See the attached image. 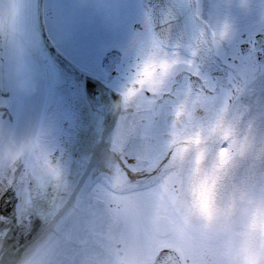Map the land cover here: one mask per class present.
Instances as JSON below:
<instances>
[{
    "label": "clouds",
    "instance_id": "9594fccd",
    "mask_svg": "<svg viewBox=\"0 0 264 264\" xmlns=\"http://www.w3.org/2000/svg\"><path fill=\"white\" fill-rule=\"evenodd\" d=\"M25 2L0 0V85L31 96L36 77L28 57L37 41L23 26ZM223 2L242 11L258 5L264 26V0ZM75 3H95L109 22L106 0ZM204 3L165 0L137 48L121 107L129 114L151 108L155 131L134 132L111 150L100 187L89 190L100 225L69 234L50 220L13 264H264V90L249 84L236 91L227 79L214 87L195 82L197 68L206 70L235 36L231 17L207 15ZM45 148L40 131L18 137L0 126V180ZM117 156L137 172L151 170L152 187L167 184L168 192L149 209L133 210L141 189L128 182Z\"/></svg>",
    "mask_w": 264,
    "mask_h": 264
},
{
    "label": "snow or ice",
    "instance_id": "6c2138e0",
    "mask_svg": "<svg viewBox=\"0 0 264 264\" xmlns=\"http://www.w3.org/2000/svg\"><path fill=\"white\" fill-rule=\"evenodd\" d=\"M242 41L248 44V60L254 61L257 53L264 55V31L242 38ZM241 55L239 51L231 54L220 52L206 70L197 68V75L193 79L198 85L214 87L217 80L221 79L213 78L206 73L216 68L229 73L227 80L230 85L234 86V90L241 91L249 85V78L237 67ZM182 112L183 108L177 115ZM154 131L151 108L145 107L135 114L123 112L111 141L113 155L120 139L134 132L147 137ZM115 158L128 177V182L141 189L131 198L130 206L133 210L149 209L157 196L168 192L167 184L162 185L159 190L152 187L151 170L137 172L134 165L129 166L128 157H124L122 161L118 156ZM5 183L9 186H18L19 222L25 223L29 228L32 226L33 217H39L41 231L48 227L50 220L55 221L58 231H66L69 234H78L82 225L89 230H95L100 225L98 212L89 197V190L93 184L97 189L100 187L98 180L88 178L77 182L69 179L61 155L52 147L41 149L34 162L18 164L9 169L5 173V178L0 180V184ZM0 235H6V232H0Z\"/></svg>",
    "mask_w": 264,
    "mask_h": 264
},
{
    "label": "flooded vegetation",
    "instance_id": "af4514ba",
    "mask_svg": "<svg viewBox=\"0 0 264 264\" xmlns=\"http://www.w3.org/2000/svg\"><path fill=\"white\" fill-rule=\"evenodd\" d=\"M130 1L118 0L113 10L108 11L105 9L109 17L107 24L102 22L100 16H97L96 19L88 15L84 16L83 9L85 8L78 7L75 0H60L59 2L63 14L69 13L72 15L69 18L74 20L72 23L67 22L75 25L76 28L75 47L82 53L97 54L99 56L95 61V65L104 72L107 83L128 82L137 48L149 35V19L142 7V0ZM217 1L218 4L221 3L222 5L221 9H223L222 14L224 16L228 13L237 12L228 10V7L225 9L226 6L223 0ZM58 12L61 13L60 10ZM233 16V22H237L236 18L241 17L240 14L237 16L233 14ZM46 17L48 20L54 18L52 9L47 11ZM243 36L245 37V35ZM245 49L248 51V46ZM112 52L115 56L110 59L106 68H104L103 59ZM261 56L257 53L255 60L251 63L258 61ZM256 66L264 67L258 65V63ZM108 69H111L113 74H110L107 71ZM109 77L112 80L108 82ZM17 193L18 186H9L6 183L0 184V232H6V235H0V258L3 259L4 264H12L17 254L29 245L41 229L39 217H33L31 228L25 223L19 222L20 200Z\"/></svg>",
    "mask_w": 264,
    "mask_h": 264
},
{
    "label": "water",
    "instance_id": "95a60500",
    "mask_svg": "<svg viewBox=\"0 0 264 264\" xmlns=\"http://www.w3.org/2000/svg\"><path fill=\"white\" fill-rule=\"evenodd\" d=\"M143 7L154 21L163 9L165 0H142ZM37 0H26L23 13L25 30L36 38V47L29 54L28 61L36 77V91L31 96L16 93L10 85H0V126L6 127L16 136L31 135L40 131L44 139L51 142L65 136L75 118L67 107L66 68L48 51L37 33ZM259 39V36L257 37ZM245 47V46H244ZM242 46V52L247 54ZM113 54L106 56L107 63ZM0 57V67H3ZM264 64V56L260 59ZM213 78L227 79V73L216 68L207 72ZM75 103V100H72ZM53 146V145H52Z\"/></svg>",
    "mask_w": 264,
    "mask_h": 264
},
{
    "label": "rangeland",
    "instance_id": "374dc122",
    "mask_svg": "<svg viewBox=\"0 0 264 264\" xmlns=\"http://www.w3.org/2000/svg\"><path fill=\"white\" fill-rule=\"evenodd\" d=\"M118 0H106L105 9L106 10H113V7L115 4H117ZM130 1V0H129ZM60 0H46V11L49 9H52L54 18L48 20L47 17V24L49 25L50 31H51V38L52 40L57 43V47L60 49L61 52L64 53L65 58H69L72 63H74L80 70L84 72L86 77H90L91 79H98L99 81H102L104 83H89V90L91 89L94 93V91H97L98 95H94L90 97L95 101L96 98H105L109 95H116L120 96L124 88L126 87L127 83L122 82H115L112 84L106 83L105 74L100 69V67H96L95 61L99 57L97 54L90 55L82 53L79 49L75 47V25H71L74 20L69 18V13L63 14V9L60 7ZM131 2V1H130ZM207 2V4H206ZM64 6V4H62ZM61 5V6H62ZM208 5V6H207ZM69 6V5H68ZM203 11L206 12L207 15L212 17H220L224 16L222 14L223 9L221 3L218 4L217 0H206L203 4ZM60 8V9H59ZM68 8V7H67ZM84 16H90L96 19L97 16H100L97 12V8L95 3L89 4L86 7H83ZM227 9V7H225ZM60 10L61 13L58 12ZM105 10V11H106ZM228 10L230 11H237L235 13H228L226 16H231V19L234 20L233 14L241 15V17H237L236 21L234 22L235 26V36L232 41V43L223 51L225 54H231L235 51L240 52V44L243 43L242 38H246L249 35H254L257 33H260L264 30V26H262L258 21L260 18V7L258 5H253V7L249 11H242L237 7H228ZM107 13V12H106ZM61 15V17H60ZM69 18V19H68ZM61 21V22H60ZM70 23H68V22ZM63 23V24H62ZM81 23V22H80ZM70 24V25H68ZM245 35V37L243 36ZM257 62V61H256ZM251 63L250 60L247 59V57L241 55V59L237 65V67L240 69L242 73L247 75L249 78V84H253L255 81H257L262 75H264V67H258L256 66L257 63ZM107 90V91H106ZM100 96V97H99ZM97 105V103H95ZM98 109V108H96ZM88 112V111H85ZM84 113V110L83 112ZM93 113V112H91ZM94 114V113H93ZM97 115V114H96ZM99 116L102 114H98ZM104 119V117H103ZM98 122V121H96ZM103 122V120H102ZM92 128V127H91ZM94 129V127H93ZM97 139V138H96ZM93 143V141H92ZM92 143L85 144V150L83 147H81L79 144L76 145L75 148H71V155H77V158L84 162L82 169L85 166L86 163V156L85 153L87 150L91 149ZM79 172L77 175L75 181L79 182L81 181L83 171ZM42 231L39 232V235ZM38 235V236H39ZM24 249L20 255L25 251ZM18 255L16 259L20 256ZM15 259V260H16Z\"/></svg>",
    "mask_w": 264,
    "mask_h": 264
},
{
    "label": "bare ground",
    "instance_id": "6f19581e",
    "mask_svg": "<svg viewBox=\"0 0 264 264\" xmlns=\"http://www.w3.org/2000/svg\"><path fill=\"white\" fill-rule=\"evenodd\" d=\"M251 85L255 86L257 89L264 90V75H262L257 81H255ZM98 101L99 102H96L97 105L92 104L91 106L92 107L100 106L101 108L100 111L103 115H100V117L98 116V118H100L104 122V127H103L101 134L97 136L96 134H93L92 131L89 132V131L83 130L84 126L86 127L88 123H91L94 121L93 117L96 115L88 116L90 118H87L85 120V124L83 127L79 126V122L76 123L77 125L76 130L72 134L73 137H76V140L79 143L84 142L83 139L86 138V133L89 136L90 143H92L93 141L91 149L87 150V152L85 153L86 163L83 168V175H82L83 180L88 179V178H97L98 180L106 173L108 164H109V161L112 155L111 154L112 137L116 131L120 118L123 115V110L121 107V95L120 96L109 95L105 98H100ZM75 104H76V100H75ZM79 104H80V101H79ZM75 116H78V115H75ZM82 147L84 148V146ZM44 231H42L41 234Z\"/></svg>",
    "mask_w": 264,
    "mask_h": 264
}]
</instances>
